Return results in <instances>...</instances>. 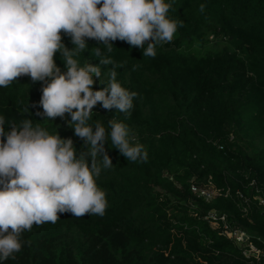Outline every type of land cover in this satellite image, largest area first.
Returning <instances> with one entry per match:
<instances>
[{"label":"trees","instance_id":"trees-1","mask_svg":"<svg viewBox=\"0 0 264 264\" xmlns=\"http://www.w3.org/2000/svg\"><path fill=\"white\" fill-rule=\"evenodd\" d=\"M168 15L183 24L172 41L156 45L155 57L122 40L109 54L123 64L117 81L138 93L131 114L98 103L88 121L107 131L110 119L125 123L147 160L128 161L109 137L113 165L96 178L106 193L105 214L66 212L55 223L34 224L23 234L25 246L4 264H251L203 217L211 209L225 213L262 246L264 208L255 197H264V0H175ZM210 36L226 44L205 48ZM62 40L73 47L63 33ZM88 43L75 57L81 66L99 63L91 51L98 41ZM54 59L66 71L59 52ZM103 67L96 89L109 82L111 65ZM43 83L22 75L0 87L5 127L29 117L83 150L70 115H42ZM192 184L212 185L219 194L206 201Z\"/></svg>","mask_w":264,"mask_h":264},{"label":"clouds","instance_id":"clouds-1","mask_svg":"<svg viewBox=\"0 0 264 264\" xmlns=\"http://www.w3.org/2000/svg\"><path fill=\"white\" fill-rule=\"evenodd\" d=\"M175 0H0V87L22 75L44 82L39 105L48 120L70 115L69 126L83 140L78 151L72 138L50 133L29 117L5 127L0 114V264L15 259L27 243L23 234L34 224L55 223L63 213L105 214L106 193L97 185L102 168L113 165L105 145L131 162H145L148 152L134 142L129 127L110 119V131L89 124L94 107L131 114L138 93L117 81L110 53L116 40L139 47L143 57H155L156 45L172 41L182 21L169 17ZM201 4L200 11H204ZM62 33L70 38L69 48ZM98 41L89 61L75 58ZM147 45V47H145ZM59 52L66 71L56 63ZM111 65L109 82L96 89V78ZM102 83V79L100 81ZM29 108V105L25 109ZM101 156V160L97 157Z\"/></svg>","mask_w":264,"mask_h":264},{"label":"built area","instance_id":"built-area-1","mask_svg":"<svg viewBox=\"0 0 264 264\" xmlns=\"http://www.w3.org/2000/svg\"><path fill=\"white\" fill-rule=\"evenodd\" d=\"M233 139L234 136L231 134L230 140ZM191 189L197 196L203 197L206 201H211L217 194H219V190L217 189L213 188L210 190L206 187H199L196 184H192ZM239 196L243 199V205L247 206L249 198L244 196L242 193H240ZM255 198L264 208V197L256 196ZM244 210L247 211V207H245ZM203 218L208 220L213 227H220L221 233L230 238L242 250V253L248 260V263L252 264L254 260L259 263L262 259H264V241L259 239V241H262V246L257 245L246 231L238 225L229 222L227 214L221 213L216 209H211Z\"/></svg>","mask_w":264,"mask_h":264},{"label":"rangeland","instance_id":"rangeland-1","mask_svg":"<svg viewBox=\"0 0 264 264\" xmlns=\"http://www.w3.org/2000/svg\"><path fill=\"white\" fill-rule=\"evenodd\" d=\"M213 37L210 36L209 41L207 42V44L205 45V48L208 49H212V50H218L220 48H222L225 44L226 41L222 40V39H212ZM196 49H198V46L196 47ZM206 188L208 189H213L212 185L206 186ZM171 199L174 201V196H171Z\"/></svg>","mask_w":264,"mask_h":264}]
</instances>
